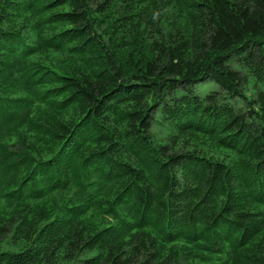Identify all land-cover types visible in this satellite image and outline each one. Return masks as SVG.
Returning a JSON list of instances; mask_svg holds the SVG:
<instances>
[{"label": "trees", "instance_id": "obj_1", "mask_svg": "<svg viewBox=\"0 0 264 264\" xmlns=\"http://www.w3.org/2000/svg\"><path fill=\"white\" fill-rule=\"evenodd\" d=\"M0 264H264V0H0Z\"/></svg>", "mask_w": 264, "mask_h": 264}, {"label": "rangeland", "instance_id": "obj_2", "mask_svg": "<svg viewBox=\"0 0 264 264\" xmlns=\"http://www.w3.org/2000/svg\"><path fill=\"white\" fill-rule=\"evenodd\" d=\"M211 87H213V88H215V85L214 84H212V83H210V82H208V83H204V84H202L200 87H198V89H197V91L199 92V93H203V92H205V91H207V89H209V88H211ZM156 129V128H161V127H159V126H157V125H154L153 126V129Z\"/></svg>", "mask_w": 264, "mask_h": 264}]
</instances>
